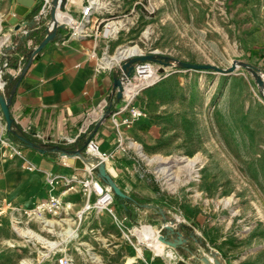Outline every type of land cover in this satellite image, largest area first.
Masks as SVG:
<instances>
[{
    "label": "rangeland",
    "instance_id": "obj_1",
    "mask_svg": "<svg viewBox=\"0 0 264 264\" xmlns=\"http://www.w3.org/2000/svg\"><path fill=\"white\" fill-rule=\"evenodd\" d=\"M89 1L91 22L71 17L100 64L112 58L108 67L122 65L128 56L114 58L129 48L221 68L239 63L222 72L149 61L154 82L133 71L126 88L136 84L129 96L144 116L119 141L129 165L119 168V187L128 198L114 195L99 211L81 212L87 198L80 182L66 192L58 185L59 213L37 208L48 195L42 188L25 195L34 173L28 145L11 138L0 106V264H61L60 257L170 264L163 252L172 246L159 236L176 241L172 248L189 264H264V0ZM147 225L162 252L141 240Z\"/></svg>",
    "mask_w": 264,
    "mask_h": 264
},
{
    "label": "crops",
    "instance_id": "obj_2",
    "mask_svg": "<svg viewBox=\"0 0 264 264\" xmlns=\"http://www.w3.org/2000/svg\"><path fill=\"white\" fill-rule=\"evenodd\" d=\"M86 1L66 0L61 12L80 17ZM45 3L46 0H41L24 16L18 15L17 22L21 26L32 24ZM16 5L17 0H0V41L12 47L0 67L4 61L15 67L20 55L30 53L44 38L52 20L48 12L36 20L29 37L22 40L15 34V24L11 23ZM60 15L57 12V19L67 23V17ZM92 46L91 39L71 34L70 26L58 28L56 37L36 53L23 70H5L3 91L11 97L10 111L17 128L39 143L71 149L94 140L100 151L108 154L107 170L119 186V168L129 166L124 158L127 149H121L119 141L121 136L134 132L136 122L129 126L121 124L122 117L128 115L125 109L119 110L124 99L118 97L115 79L121 72L118 65L108 67L96 61ZM25 154L37 166L30 175L26 196L41 188V193L48 195L47 176L56 170L78 175L87 170L67 163L58 150L41 152L27 146ZM59 190L57 186L56 191Z\"/></svg>",
    "mask_w": 264,
    "mask_h": 264
},
{
    "label": "water",
    "instance_id": "obj_3",
    "mask_svg": "<svg viewBox=\"0 0 264 264\" xmlns=\"http://www.w3.org/2000/svg\"><path fill=\"white\" fill-rule=\"evenodd\" d=\"M40 1L41 0H17L15 12L11 19V23L15 24V30L19 29L21 26V24L17 22L18 15L24 16L28 12L30 7L34 6ZM65 1L66 0L49 1L46 14L49 12L52 20L44 38L30 53L27 54L29 63H31L36 53H38L49 41H52L56 37L58 28L68 26L67 23L61 22L57 19V12L58 10L63 11L62 9H64ZM46 14L44 15L42 14V17H44ZM36 22L37 21L34 20L32 21V24L30 23L27 25L26 24L23 25V27H26L29 30V32L27 34L19 35L22 40L29 37L32 28L35 26ZM10 49H12V47L8 46L4 49V51L8 52ZM146 61H154L166 65L176 64L182 68L215 69L217 71H222V72H231L232 70L235 69L237 63H239L238 61H234L230 67L221 68L209 63H195V62L180 60L170 55H163L158 53L134 54L126 57L125 62L121 65V76L116 77L115 79V84L119 90L118 92L119 98L123 97L124 82L126 81V79L130 78L133 75V71L136 69V66L138 64ZM240 63L243 66L250 67L249 63L247 62L243 61ZM10 102H11V97L7 96L3 90H0V106L2 108L4 117L6 119V127L11 133L17 134L18 137L28 146L35 147L41 152L55 151V150L61 151V154L66 157L67 163H69L70 165H74L77 168H84L86 165L92 167L95 175L111 188L113 194L116 195V197H119L121 199L128 198V195L118 186V184L115 182L111 174L108 172L106 167V161L102 159L100 156L90 154L87 151H84V148L87 147V144L90 139L88 141H85L83 146L78 147L77 149L61 147L58 144H55L53 146H47L46 144L43 143L34 142L29 138H27L26 136H24L21 133L22 132L21 129L17 128L15 120L11 115ZM159 239L169 246L176 247V241L168 240L162 236H159ZM172 247L165 249L163 252V255L167 258L169 263L189 264L184 260L180 259Z\"/></svg>",
    "mask_w": 264,
    "mask_h": 264
},
{
    "label": "built area",
    "instance_id": "obj_4",
    "mask_svg": "<svg viewBox=\"0 0 264 264\" xmlns=\"http://www.w3.org/2000/svg\"><path fill=\"white\" fill-rule=\"evenodd\" d=\"M48 3H49V0H46V3L43 6L42 10L38 14L35 15V20H40L42 17V14L43 15L46 14ZM92 15H93V5L89 1L82 8V19L78 23H81L84 21L86 23L91 22ZM28 32L29 30L23 26H20L19 29L15 30V34L17 35L27 34ZM75 33H76V29H75V26H73V31L71 32V34L75 35ZM4 47H5V41H2L0 43V62L6 56ZM26 63L30 64L28 62V57L26 54L20 55L18 63L15 67L11 66L7 61L3 62V64L0 67V90H3L6 85V79L3 78V75L5 74V70L12 69L15 72H18V71L23 70L24 65ZM118 67H120V70H121V65H118ZM151 68H152V64L149 61L140 63L136 66L137 75L141 76L143 74L140 72L142 69L144 72L149 74ZM133 78L134 76L132 75L130 78H127L126 81L124 82V90H123L124 103L122 107L119 108V110H122V109L123 110L125 109V111L129 110V114L127 116L122 117L121 119L122 120L121 124L125 126L131 125L134 122V120H136L140 116H144L143 110L132 103V99L129 96V95L132 96V94H130L126 88L127 83L131 82ZM6 145L13 148L14 154L20 155V156L22 155V149L19 145L13 144L12 141H7ZM86 151L90 154L100 156L104 160H106V158L108 157V154L101 152L97 143H95V141L92 139L89 140L87 147H86ZM27 168L31 171H34L37 169V166L33 162L28 160ZM86 171H87L86 173L87 175L85 176L78 175L76 173H72L69 176H64L62 173H49L47 176V183L50 186V188H48L47 199L39 203L37 205V208L40 210L47 209L49 212H52V213H59L64 208V204L61 198V193L56 191L57 186L59 184L64 185L65 188L63 192H66L69 190H73L75 188L76 183L78 182L81 183L82 192L87 198L84 208L81 211L82 213L85 212L87 209L99 211V209L109 207V205L113 202V196H114L111 188L105 183H103L102 180L95 175L92 167L87 166ZM93 194L96 195V198L94 201H92ZM59 262L61 264H69V260L66 257H60Z\"/></svg>",
    "mask_w": 264,
    "mask_h": 264
},
{
    "label": "bare ground",
    "instance_id": "obj_5",
    "mask_svg": "<svg viewBox=\"0 0 264 264\" xmlns=\"http://www.w3.org/2000/svg\"><path fill=\"white\" fill-rule=\"evenodd\" d=\"M60 14L67 17V19H66L67 23L74 24V26H75L76 21L72 17H70L66 13L61 12V10L58 11V15H60ZM77 29L80 30L79 28H77ZM135 51H136L135 48L134 49L129 48V49L123 50V51H121L120 56L117 55L114 58V60L118 61L122 56H129V55L135 53ZM105 63L108 66V65H111L112 63H114V61H112V58L111 59L107 58ZM142 71H143V69L140 71L143 74L141 76H138V77H142V78L146 79L145 82H149V81L154 82V80L157 79V72H155L156 71L155 68H151L149 74L144 72V71L142 72ZM135 85L136 84H133V83L130 85V90L129 91H131L130 94H132V95L135 93V89H134ZM38 215L42 219L43 222H45V223L51 222V220H49L44 214L41 213V214H38ZM141 231L142 232H139L138 234H139L141 240L145 241L144 243H148V245L150 247H154V248L156 247L157 251H159V252L163 251L164 243L161 242L158 239V236L156 235V232L154 231L153 228H151V226H149V225L142 226ZM67 232H68V234H71V235H75L76 234V231L71 226H69V228L67 229ZM140 251L141 250L139 249V252Z\"/></svg>",
    "mask_w": 264,
    "mask_h": 264
},
{
    "label": "trees",
    "instance_id": "obj_6",
    "mask_svg": "<svg viewBox=\"0 0 264 264\" xmlns=\"http://www.w3.org/2000/svg\"><path fill=\"white\" fill-rule=\"evenodd\" d=\"M21 133H22L24 136H26L27 138H29L30 140L39 143L36 139H34V137L29 136L28 134H26V133H24V132H21ZM10 134H11V138H12L13 140H16L17 142L22 143V144H26V143H24V142L18 137L17 134H13V133H10ZM53 145H55V144H48L47 146H53ZM61 147H63V146H61ZM65 148H68V147H65ZM117 198H118V199H121V198H119V197H117Z\"/></svg>",
    "mask_w": 264,
    "mask_h": 264
}]
</instances>
